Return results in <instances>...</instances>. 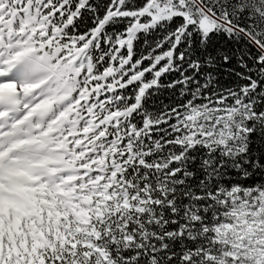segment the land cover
Instances as JSON below:
<instances>
[{
	"label": "snow or ice",
	"instance_id": "snow-or-ice-1",
	"mask_svg": "<svg viewBox=\"0 0 264 264\" xmlns=\"http://www.w3.org/2000/svg\"><path fill=\"white\" fill-rule=\"evenodd\" d=\"M0 264H264V0H0Z\"/></svg>",
	"mask_w": 264,
	"mask_h": 264
}]
</instances>
